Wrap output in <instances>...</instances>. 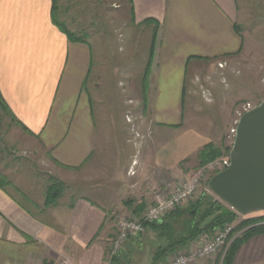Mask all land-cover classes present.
<instances>
[{
	"label": "crops",
	"instance_id": "0c3cea01",
	"mask_svg": "<svg viewBox=\"0 0 264 264\" xmlns=\"http://www.w3.org/2000/svg\"><path fill=\"white\" fill-rule=\"evenodd\" d=\"M131 1L138 23L154 19L151 23L157 26L145 86L152 139L134 166L136 153L126 138L122 140L130 144L129 154L123 159L117 153L114 131L119 126L129 130L125 110L92 105L90 40L69 39L53 22L52 0H0L1 96L53 166L87 170L86 184L72 192V199L50 205L31 201L13 186H0V264H65V259L72 264H107L117 215L141 216L157 195L170 193L190 172L181 163L193 157L188 165L195 168L200 150L213 142L219 128L215 120L208 130H190L192 137L183 142L189 148L185 154L167 155L158 147L182 140L179 130L190 106L189 63L196 72L211 70L219 56L242 49L238 0ZM96 163L104 164L97 170ZM136 239L130 237L126 248ZM232 264H264V232L242 243Z\"/></svg>",
	"mask_w": 264,
	"mask_h": 264
},
{
	"label": "rangeland",
	"instance_id": "374dc122",
	"mask_svg": "<svg viewBox=\"0 0 264 264\" xmlns=\"http://www.w3.org/2000/svg\"><path fill=\"white\" fill-rule=\"evenodd\" d=\"M238 5L237 23L244 38L242 49L236 54L219 56L211 62V70L196 72L195 66L189 63L186 102L190 106L187 108L188 112L185 111V124L179 130L182 140L171 139L169 144L158 146L160 153L185 154L189 148L183 142L192 137L190 130H208L210 121L215 120L219 128L213 132L212 143L223 151V155L216 159L227 157L233 146L235 129L241 115L246 112V108H253L264 100V0H238ZM58 6V17L70 31L90 40L93 47V66L88 81L93 107L111 106L125 110L129 130L120 129L119 126L117 131H112L118 132V155L124 159L129 154L130 144L127 145L122 140L126 138L136 153V161L137 156L150 147L152 139L151 120L146 114L145 84L148 78L145 71L153 32L157 26L153 23H138L134 18L131 0H58ZM220 62L223 66H220ZM227 137L229 141L226 144ZM200 139L203 142L204 139ZM104 155H107L106 151L102 157ZM194 159L188 158L180 165L183 169L189 168L187 177L200 168L198 165L195 168L188 165ZM96 164L99 170V165L104 163ZM57 169L60 168L51 164L40 142L0 109V176L10 181L31 201H45L53 179L65 185L56 202L72 199V192L75 191L76 194L79 186L83 187L87 170ZM24 196L23 202L31 207V201L24 199ZM209 197L220 199L208 189V183H203L194 197L168 214ZM260 213H264V210L247 214L237 212L238 218L231 223L234 227L231 238L238 233L236 227L243 219L262 215ZM117 216L119 218L122 214ZM218 229L201 233L188 245L170 252L162 261L168 262L174 254L202 245ZM157 237L152 231H149V235L146 231L139 237L137 235V243L127 248L124 244L118 254V264H153L155 250L160 244ZM164 244L166 241L162 239V245ZM110 245L112 243L106 250V262L109 260ZM228 250L221 252L213 264H220Z\"/></svg>",
	"mask_w": 264,
	"mask_h": 264
},
{
	"label": "trees",
	"instance_id": "16d2710c",
	"mask_svg": "<svg viewBox=\"0 0 264 264\" xmlns=\"http://www.w3.org/2000/svg\"><path fill=\"white\" fill-rule=\"evenodd\" d=\"M52 19L53 22L65 32L71 41H86L87 39L76 35L70 31L66 23L58 17V0H52ZM132 2V1H131ZM154 19H146L145 23H151ZM157 27L154 29L152 46L150 49V57L145 71L146 78L149 75L151 65L153 63L154 51H155V39H156ZM232 55V54H227ZM145 78V79H146ZM146 86V84H145ZM146 88V87H145ZM146 93V92H145ZM146 97V95H145ZM146 104H148V98L146 97ZM0 109L5 111L12 120H15L25 130L26 128L17 120L0 92ZM223 155V151L219 146L210 142L203 146L198 154V167L205 166L212 162L216 158ZM229 156V155H228ZM0 186H13L10 181H7L5 177L0 176ZM14 187V186H13ZM19 191L18 188L14 187ZM65 185L53 179L52 184L49 186L45 204L50 205L57 201L60 195L63 193ZM238 218L237 211L231 207H227L220 199L215 197H209L206 199H200L190 206L173 211L172 213L164 216L162 220L146 223V229L156 233L159 237L160 244L154 253V263L164 259L170 252L178 250L188 245L191 241L195 240L201 233L206 231H212L217 228H222L226 224L233 223ZM237 231L241 233L232 241L230 248L225 255L222 264H232L235 253L239 246L249 239L250 236L264 232V214L249 217L243 219L237 225ZM157 237V238H158ZM162 239L166 241V244L162 245ZM109 254V252H108ZM112 264H118V255L112 258Z\"/></svg>",
	"mask_w": 264,
	"mask_h": 264
},
{
	"label": "built area",
	"instance_id": "2783aa9c",
	"mask_svg": "<svg viewBox=\"0 0 264 264\" xmlns=\"http://www.w3.org/2000/svg\"><path fill=\"white\" fill-rule=\"evenodd\" d=\"M219 64L223 66L221 62ZM246 109L248 111L252 107ZM229 164V156L213 160L207 165L192 171L188 177L180 179L170 193L157 195L155 201L147 206L142 217L122 215L117 218V231L112 240L107 264H112V258L122 251L125 242L130 237L143 234L146 231V223L162 220L170 211L194 197L203 183L207 185L213 174L227 168ZM134 165H136V161L133 162ZM130 170L132 174H135L134 169L131 168ZM208 189L211 190L209 186ZM233 231L234 227L231 224H226L219 228L215 235L209 236L202 245L191 247L188 251L178 252L168 262L160 260L157 264H213L215 258L221 252H226L232 241L241 233L239 231L231 238ZM64 263L72 264L68 259H65Z\"/></svg>",
	"mask_w": 264,
	"mask_h": 264
},
{
	"label": "water",
	"instance_id": "95a60500",
	"mask_svg": "<svg viewBox=\"0 0 264 264\" xmlns=\"http://www.w3.org/2000/svg\"><path fill=\"white\" fill-rule=\"evenodd\" d=\"M229 158L210 178L211 191L237 212L264 210V100L240 117Z\"/></svg>",
	"mask_w": 264,
	"mask_h": 264
}]
</instances>
